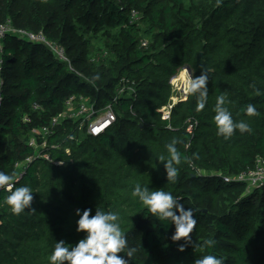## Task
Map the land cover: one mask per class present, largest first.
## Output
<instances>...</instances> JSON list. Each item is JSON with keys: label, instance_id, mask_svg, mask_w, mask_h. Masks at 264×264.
Returning <instances> with one entry per match:
<instances>
[{"label": "trees", "instance_id": "1", "mask_svg": "<svg viewBox=\"0 0 264 264\" xmlns=\"http://www.w3.org/2000/svg\"><path fill=\"white\" fill-rule=\"evenodd\" d=\"M7 19L62 44L78 73L42 44L12 31L3 39L0 171L13 183L21 171L15 163L32 157L13 184L31 187L33 200L13 214L0 188V264H49L56 241L71 247L83 238L78 208L120 214L136 249L129 264H194L209 254L224 264H264V188L247 191L232 180L264 159V0H0V21ZM185 67L197 77L210 74L207 104L197 111L196 97L187 95L162 119L169 79ZM221 94L234 122H246L250 132L217 135ZM70 95L100 109L111 105L114 124L91 136L62 119L38 150L51 161L36 157L27 143L32 129L49 125ZM249 104L257 115L243 113ZM173 139L182 160L169 182L158 158H168ZM136 184L171 192L195 210L191 243L172 241L174 225L132 196Z\"/></svg>", "mask_w": 264, "mask_h": 264}, {"label": "clouds", "instance_id": "2", "mask_svg": "<svg viewBox=\"0 0 264 264\" xmlns=\"http://www.w3.org/2000/svg\"><path fill=\"white\" fill-rule=\"evenodd\" d=\"M188 71L185 82V92L194 95L197 100L196 110L202 111L208 101V88L210 74L204 69L197 77L195 72ZM99 79V75L94 77ZM227 97L221 94L217 97L214 107V122L217 128V135L225 139L230 138L234 131L241 133L250 132L249 125L244 121L234 122L231 112L225 106ZM247 116L257 115L254 105L249 104L242 109ZM177 141L173 139L166 145L168 158L160 156L158 159L164 162L166 179L174 182L178 176V168L182 160L181 153L176 147ZM186 159V158H185ZM13 176L0 171V188H6L8 194L3 203L8 205L13 214L19 215L30 208L33 200V190L27 185L16 187L13 183ZM132 196L138 198L139 202L159 221L170 220L175 227L171 236L172 241L184 240L191 243L190 234L193 232L197 220L193 208L185 209L184 204L177 200L171 192L163 189L150 190L149 187L136 184L132 190ZM91 208L76 209L75 215L76 231L83 233L71 247L65 241H56L55 247L48 257L49 264H129L127 258H132L136 249L128 246L127 237L122 230L120 214L117 211H102L96 209L92 214ZM207 246L213 247L215 240L209 239L204 242ZM180 251H184V245H180ZM123 253L124 255H118ZM194 264H224V261L215 255H204L196 259Z\"/></svg>", "mask_w": 264, "mask_h": 264}, {"label": "built area", "instance_id": "3", "mask_svg": "<svg viewBox=\"0 0 264 264\" xmlns=\"http://www.w3.org/2000/svg\"><path fill=\"white\" fill-rule=\"evenodd\" d=\"M131 18L133 19V21L138 20L137 14L134 11L131 13ZM10 31L16 33L17 36L24 40L44 45L50 51L53 57L63 63H66L68 65V69L71 72L78 73L72 66L66 49L62 44L56 41L49 40L45 33L42 31L34 32L19 28H13L9 19L2 22L0 21V47L6 34ZM178 73L179 71L169 79V83L172 88L171 90H173L174 88L179 89L177 86V83H179V81H172ZM1 86L2 81L0 80V88ZM182 88L183 87H181L180 89L182 90ZM182 91V96H180L179 98L175 97L173 95V92L171 91V96L168 103L160 109L162 112V119H169L170 111L176 104V102H178L180 99H186L188 94L185 92L184 88ZM119 92L122 93L123 90L121 89L119 90ZM1 101L2 97L0 94V103ZM34 108H38V105L35 104ZM62 119L75 120L79 122V128L81 130H84L88 135L99 136L114 124L116 115L111 105H107L104 108L100 109L96 108L92 103H88V101L81 96L78 97V100L74 95L68 96L64 100V109L62 110V112L51 118L49 125H42L32 129L31 136L27 143L28 146L33 148V150L35 151L36 157H41L43 159L51 161L49 154L41 153L38 150L46 146V137L56 126H58ZM25 120L27 122L29 121L27 117L25 118ZM66 151L68 150L66 149ZM30 160H32V157H26L23 161L15 163V168H21V171H19V173L17 174L14 182L18 181L21 175L20 173L25 170L26 164L30 162ZM56 164H63V162L56 161ZM232 180L245 183V185L247 184V191H252L253 189H259L262 187L264 188V159L262 157H257L252 168L242 171ZM225 181H228V178H225Z\"/></svg>", "mask_w": 264, "mask_h": 264}, {"label": "bare ground", "instance_id": "4", "mask_svg": "<svg viewBox=\"0 0 264 264\" xmlns=\"http://www.w3.org/2000/svg\"><path fill=\"white\" fill-rule=\"evenodd\" d=\"M187 76H188V73L186 70H180L179 73L173 78L172 81H182V83L185 84Z\"/></svg>", "mask_w": 264, "mask_h": 264}, {"label": "rangeland", "instance_id": "5", "mask_svg": "<svg viewBox=\"0 0 264 264\" xmlns=\"http://www.w3.org/2000/svg\"><path fill=\"white\" fill-rule=\"evenodd\" d=\"M56 42H57V41H56ZM180 70H181V69H179L178 71H180ZM183 70H186V71H187V69H183ZM187 73H188V71H187ZM177 84H178L177 86H178L179 89L174 88V89L172 90V92H173V95H174L175 97H178V98H179L180 96H182L181 93L183 92L180 88L183 87V88L185 89V84H183L182 81H179V83H177ZM183 88H182V89H183ZM246 190H247V184H246Z\"/></svg>", "mask_w": 264, "mask_h": 264}, {"label": "water", "instance_id": "6", "mask_svg": "<svg viewBox=\"0 0 264 264\" xmlns=\"http://www.w3.org/2000/svg\"><path fill=\"white\" fill-rule=\"evenodd\" d=\"M185 68H186L187 70H189V72H191L190 69H189V67H185Z\"/></svg>", "mask_w": 264, "mask_h": 264}]
</instances>
